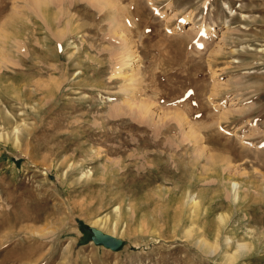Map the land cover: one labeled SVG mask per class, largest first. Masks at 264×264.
Here are the masks:
<instances>
[{"label":"rangeland","instance_id":"obj_1","mask_svg":"<svg viewBox=\"0 0 264 264\" xmlns=\"http://www.w3.org/2000/svg\"><path fill=\"white\" fill-rule=\"evenodd\" d=\"M243 4L0 0V264L240 242L232 264H264V0Z\"/></svg>","mask_w":264,"mask_h":264},{"label":"bare ground","instance_id":"obj_2","mask_svg":"<svg viewBox=\"0 0 264 264\" xmlns=\"http://www.w3.org/2000/svg\"><path fill=\"white\" fill-rule=\"evenodd\" d=\"M110 1V0H109ZM244 1V4H243V6H242V8L243 9H245V12H246V2L248 1V0H243ZM39 2V1H38ZM42 2L43 1H40V5H42ZM28 7V6H27ZM36 9V8H35ZM253 10V9H252ZM259 10V9H258ZM248 11V10H247ZM58 15V14H57ZM61 19V18H60ZM189 29V28H188ZM140 104H142L143 105V107H144V110H145V112L147 111V109L149 108V103H146V101H141L140 102ZM141 108V107H140ZM237 185V182H232V187L234 188L235 186ZM235 189V188H234ZM236 192V191H235ZM238 192V191H237ZM237 196V193L235 194V197ZM238 197V196H237ZM192 201H194V199L192 198ZM192 203V202H191ZM198 205V203H197V201H195V202H193V206H197ZM198 207V206H197ZM198 209V208H197ZM115 239V238H114ZM200 241V243L203 245V246H206V247H209V248H211L212 250H214V249H216L217 248V246H216V244H211V243H209V242H207L205 239H201V240H199ZM237 248H236V250H234V252L233 253H228V254H226V262H227V264H232L234 261H236L238 258H239V255L247 248V246H248V244L246 243V242H244V243H242V242H240V243H238L237 245ZM225 261V260H224Z\"/></svg>","mask_w":264,"mask_h":264}]
</instances>
